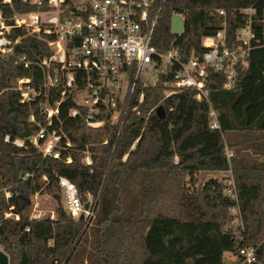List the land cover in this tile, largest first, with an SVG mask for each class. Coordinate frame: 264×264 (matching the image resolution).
Masks as SVG:
<instances>
[{"label":"trees","instance_id":"1","mask_svg":"<svg viewBox=\"0 0 264 264\" xmlns=\"http://www.w3.org/2000/svg\"><path fill=\"white\" fill-rule=\"evenodd\" d=\"M39 9L0 0L8 27L0 32L10 50L0 52V249L8 264H239L243 248L256 250L252 264H264V0H155L151 45L177 51L182 62L201 56V39L212 36L222 19L228 42H235L248 9L254 10L255 39L232 89L223 88L222 74H210L207 101H197L193 90L165 97L168 75L154 87L142 88L139 81L134 103L143 92L141 116L130 113L116 141L108 138L114 131L109 112L97 117L105 119L101 128H88L85 109L70 116L77 106L72 94L61 97L60 75L55 88L45 86L41 62L52 55L53 36L13 22L14 15ZM172 15L184 21L181 35L170 32ZM56 69L52 62L47 72L53 76ZM20 79L29 80L23 84L33 92L29 101L21 102ZM58 102V113L46 120L45 108ZM156 105L164 118L151 112L144 125ZM211 109L218 130L209 127ZM41 129L40 147L52 133L59 136L49 155L30 142ZM203 171L230 174L199 185ZM58 178L75 186L82 205L91 200L89 220L74 219L64 208ZM230 180L236 200L226 193ZM35 195L53 201V218L31 217ZM227 254L235 258L231 263Z\"/></svg>","mask_w":264,"mask_h":264},{"label":"built area","instance_id":"2","mask_svg":"<svg viewBox=\"0 0 264 264\" xmlns=\"http://www.w3.org/2000/svg\"><path fill=\"white\" fill-rule=\"evenodd\" d=\"M11 1L3 0V3L10 4ZM15 1L40 8L35 12L14 15L15 27L23 26L32 33L42 32L53 36L48 42L52 55L41 62L45 69V86L55 88L61 78V97L67 93L72 94L77 106L70 111V116L75 117L78 114V107L85 109L83 122L88 128H101L105 119L97 117L101 118L103 113L109 112L108 123L114 127V131L108 133V138L112 137L115 141L121 137L130 113L135 117L141 116L139 105L144 99L143 92H140L137 103H134L139 81H142V88L154 87L161 77L168 75L170 81L162 82V86L167 85L165 97L182 90H193L197 101H207L206 85L210 74H222L223 88L232 89L235 85L236 69L238 65L246 64L252 41L255 39L250 20L254 10L248 9L243 12L246 15V24L239 29L235 42H228L226 20L222 19L219 29L212 36L201 39L204 48L201 56L182 62L177 51L162 53L151 45L158 17V11L154 10L155 0ZM45 14L48 17L45 18ZM220 14L223 15V12ZM0 26L8 31V27L3 26L1 14ZM0 35V52L3 53L2 50L9 42L2 36V32ZM52 62L57 65L53 76L47 72ZM76 72L85 73V78L75 77ZM28 81H18L21 102L29 101L33 94L28 87L23 86ZM81 94L82 101L77 103L76 99ZM58 105L59 102L54 108H45L46 120L50 121L58 113ZM158 107L156 105L145 115L144 125L151 112H156ZM209 117L210 129L218 130L217 114L213 109L209 111ZM30 119L33 120L32 117ZM43 135L44 130L41 129L36 136L30 138V142L44 155H49L59 141V136L52 133L41 149L38 141ZM15 144L21 146L22 142L16 140ZM53 156L57 157V153ZM126 156L122 159L125 160ZM84 162L87 165L91 163L89 157ZM58 186L62 192L64 208L70 216L74 219L83 216L89 220L93 205L90 203L88 210H84L75 186L65 178H58ZM228 186L230 189L226 193L236 200L231 180ZM233 212L239 214L237 208ZM239 256V264H252L256 261V250L240 249Z\"/></svg>","mask_w":264,"mask_h":264},{"label":"rangeland","instance_id":"3","mask_svg":"<svg viewBox=\"0 0 264 264\" xmlns=\"http://www.w3.org/2000/svg\"><path fill=\"white\" fill-rule=\"evenodd\" d=\"M44 17L46 18V17H48V15L45 14ZM9 51H10L9 49H5V48H4V50H2L3 53L5 52L4 53L5 55H8ZM18 87H20L19 83H18ZM82 98H83V94L79 95L76 99L77 103H81ZM49 139L50 138L48 137V141H49ZM41 149H43V146H41ZM231 154H230V150H228L227 155L230 156ZM175 160H177V158H175ZM229 174L230 173H228V172H222V171H203V172H200L199 177H198L199 185L203 184L204 181H206L207 179H210V178H215V179L229 178ZM169 198H170V196H169ZM167 199H168V196H167ZM31 203H32V211H31L32 215L38 214V215H40V218L47 217V216H50V217L53 216L52 212H53L54 203L48 196L35 195L31 199ZM90 203H91V200H90L89 204ZM14 208H15V206H12L11 210ZM8 216H12V214L9 213ZM225 259L228 260L227 262L231 263V261H233L235 258H234V256L227 254V255H225Z\"/></svg>","mask_w":264,"mask_h":264},{"label":"water","instance_id":"4","mask_svg":"<svg viewBox=\"0 0 264 264\" xmlns=\"http://www.w3.org/2000/svg\"><path fill=\"white\" fill-rule=\"evenodd\" d=\"M184 30V21L183 19L178 16V15H172L171 19H170V32L173 35H181L183 33ZM167 87V85H166ZM156 116L159 119H163L164 118V110L162 106H159L156 109L155 112ZM65 207V206H64ZM89 208V203H86L84 205V210H88ZM81 219H83V216H80ZM229 263V262H227ZM0 264H8V257L0 250Z\"/></svg>","mask_w":264,"mask_h":264},{"label":"crops","instance_id":"5","mask_svg":"<svg viewBox=\"0 0 264 264\" xmlns=\"http://www.w3.org/2000/svg\"><path fill=\"white\" fill-rule=\"evenodd\" d=\"M231 153H232V150H230V154H231ZM52 215H53V216H51V217L49 216V217H50V218H53V217H54V213H53V212H52ZM31 217H33V218H40V215H38V214H37V215H35V214L32 215V214H31Z\"/></svg>","mask_w":264,"mask_h":264}]
</instances>
